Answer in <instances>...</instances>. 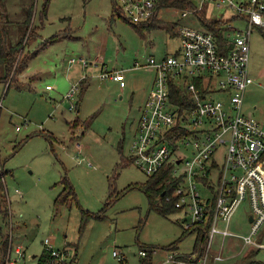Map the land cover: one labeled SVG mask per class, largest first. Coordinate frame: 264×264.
Masks as SVG:
<instances>
[{"label":"rangeland","instance_id":"rangeland-1","mask_svg":"<svg viewBox=\"0 0 264 264\" xmlns=\"http://www.w3.org/2000/svg\"><path fill=\"white\" fill-rule=\"evenodd\" d=\"M30 1L6 0L13 22L23 19L24 5ZM43 4L44 0L36 2L32 19L36 25L41 24ZM174 5L179 6L161 11L160 23L145 28L113 17L112 0H51L38 40L25 52L35 55L24 74L17 75L10 87L0 83V177L9 212L6 216L0 205L1 255L3 246L8 249L13 243L25 245L28 256H40L45 238L51 236L57 248L70 246L77 264H142L146 256L141 250L151 247H156L151 264H169L167 259L175 251L167 249L184 232L179 215L151 211L146 193L139 188L149 177L129 161L139 113L154 76L151 68H134L136 62L145 64L150 56L175 52L179 41L171 31L173 24H203L191 15L181 19L178 8L189 4ZM201 10L212 20L227 18L213 4ZM251 49L255 82L246 91L243 111L250 113L257 106L255 117L264 124V33L260 30L253 31ZM103 65L111 71L124 69L125 81L101 79ZM75 84L79 90L76 109L71 111L65 95ZM66 179L76 198L71 205L56 206ZM112 184L118 197L107 206ZM248 210L243 203L232 217L231 230L248 232ZM103 211L105 218L95 216ZM218 239L211 264H241L251 250L239 238ZM195 242V235H186L177 252L191 253ZM114 250L125 257L123 263L113 256ZM217 256L223 259L216 261ZM254 259L264 261V251Z\"/></svg>","mask_w":264,"mask_h":264},{"label":"built area","instance_id":"built-area-1","mask_svg":"<svg viewBox=\"0 0 264 264\" xmlns=\"http://www.w3.org/2000/svg\"><path fill=\"white\" fill-rule=\"evenodd\" d=\"M169 1L113 3L126 21L138 25L148 24L155 17L160 20L165 7L180 5ZM179 1L190 5L178 8L181 19L191 15L203 24L194 27L176 23L179 45L174 53L150 56L145 64L136 62L134 68H151L155 77L140 112L131 159L147 176L170 170L178 184L167 201L174 199L177 211L173 214L179 215L184 231L211 222L203 256L198 258L191 252L183 259L178 252H171L167 263L211 264V252L219 237L222 242L239 238L244 248L264 251V124L243 111L246 91L254 83L250 73L253 31L264 33V0ZM205 4H213L227 18L203 17L201 8ZM83 64L87 66L88 62ZM101 79L121 82L125 73L104 66ZM174 87L184 92L181 98L185 96L182 102L186 107L176 103ZM78 90L75 84L65 95L71 101V111L76 109ZM243 203L249 205V230L245 234L231 230L232 217ZM12 246L0 264H31L33 259L39 263L41 255L28 256L23 244ZM43 252L49 254L47 264H77L71 248H57L51 236L45 238ZM113 256L120 261L125 258L117 250Z\"/></svg>","mask_w":264,"mask_h":264},{"label":"trees","instance_id":"trees-1","mask_svg":"<svg viewBox=\"0 0 264 264\" xmlns=\"http://www.w3.org/2000/svg\"><path fill=\"white\" fill-rule=\"evenodd\" d=\"M36 2L37 0H31L28 4L24 5L26 15L24 16L22 21L19 22H13L10 19V13L6 5V0H0V83H8V87H10L13 83H16V76L24 74L25 69L28 67L30 59L35 55L33 54L32 57L30 55L25 54L27 48L30 46L31 43L37 41L41 29L44 27V23H42V19L47 16L48 11V5L51 2V0H44V4L42 6L41 10V16H40V23L39 25H36L32 19L34 18L35 12H36ZM172 4L178 3L179 0H170L169 1ZM185 5V4H180ZM112 6H113V17L122 19L126 21L123 17L122 11L115 6L112 0ZM185 8V7H184ZM114 19V18H113ZM158 18H154L151 22L148 24H131L136 27H145L150 28L152 26H155L156 24L160 23ZM217 23H221V21H216ZM15 24L17 30H15ZM14 25V26H13ZM177 25L171 26V31L175 35H177ZM16 34L18 41L13 40V36ZM12 38V39H11ZM55 38V37H54ZM52 38V42L55 41V39ZM175 93L174 97L175 101L178 105L186 107L183 105V100L181 98L182 92L181 89L178 87H174ZM184 94V92H183ZM188 106L190 107L191 104L188 103ZM182 107V108H183ZM181 108V109H182ZM74 122V121H73ZM75 122L78 123V120ZM76 123V125H77ZM72 124V123H71ZM132 164V159L130 161ZM130 163H124L121 166H127ZM149 181L146 184H142L139 186V188L146 193L148 199L151 211L156 210L158 213L164 216H169V214L175 213L176 207L174 206V199L172 201H167V198L172 195L173 191L175 190V187L177 186V182L175 181V178L171 175L170 170L168 171H161L159 173L153 174L152 176H148ZM64 188L62 192L59 194L58 199L55 202L56 206L59 205H71L73 200L76 198V194H74L73 189L71 187L70 182L66 179L63 182ZM135 188V187H133ZM4 190L2 185V177H0V205L2 208V212L8 216L9 212L6 209V196H4ZM116 191H113V184L111 185V199L106 204L107 206L111 204L113 198H117L118 195L115 193ZM215 206H212V209ZM97 218L103 219L105 218V211L95 215ZM84 221V220H83ZM85 226V225H83ZM211 228V222L208 223H202L201 225H197L195 228L191 230H185L182 234V239L178 242H174L170 244L167 250L175 251L179 249V243L184 240V237L188 234L195 235L196 242L193 248V253L198 254V258L203 256L205 254L207 245H208V232ZM8 246H3V251L5 252L4 255L7 253V250L10 249V247L7 249ZM14 247V246H12ZM65 247H69V245H65ZM156 247H151L149 249H143L141 251H144L146 254L143 256V263L142 264H151L152 263V253H154ZM77 251V248L75 249ZM2 253V252H1ZM0 253V261L2 260V257L4 255H1ZM179 254V258L186 259L188 254ZM260 254L259 250L251 249L246 257L243 258L241 264H264V261L254 259L257 255ZM142 255V254H141ZM150 256V257H149ZM39 263L38 264H47V261L49 259L48 253H42L39 257ZM125 258L123 259V261ZM123 261H121L123 263ZM77 263V261H76Z\"/></svg>","mask_w":264,"mask_h":264},{"label":"crops","instance_id":"crops-1","mask_svg":"<svg viewBox=\"0 0 264 264\" xmlns=\"http://www.w3.org/2000/svg\"><path fill=\"white\" fill-rule=\"evenodd\" d=\"M24 18V17H23ZM23 19L22 18H20L19 19V21H22ZM18 21V22H19ZM15 38H16V34L14 35V38H13V40L14 41H16L15 40ZM72 60V59H71ZM71 60H70V62H71ZM83 59H82V63H83ZM77 62V61H76ZM76 62H74V63H76ZM72 63V62H71ZM84 66V65H83ZM85 67H87V66H85ZM103 68H104V65L101 67V71H103ZM251 68V67H250ZM122 70H124V69H122ZM153 71V70H152ZM250 73H251V71H250ZM153 80L151 81V83H152V88H151V90H150V92L148 93V95H147V97H146V100H145V102H144V104H143V106L145 105V103L147 102V100H148V97L150 96V93L152 92V89H153V86H154V83H153V81H154V77H155V73H154V71H153ZM251 76H252V74H251ZM253 78V77H252ZM126 79V78H125ZM125 79H124V81H125ZM113 81V80H112ZM124 81H121V82H124ZM83 82V80L80 82V83H82ZM114 82H116V81H114ZM120 82V81H119ZM119 82H117V83H119ZM254 82H255V80H254ZM254 84V83H253ZM123 86H125V84H123ZM48 87V86H47ZM48 89V88H47ZM48 90H51V89H48ZM244 105H245V103H244ZM142 106V107H143ZM244 109V108H243ZM258 110V107L257 106H253L252 107V110L251 111H249L250 113H247V114H249V115H251V116H253V117H255V112ZM245 112V111H244ZM140 114V113H139ZM141 115V114H140ZM256 118V117H255ZM139 119H140V117H139ZM139 119H138V122H139ZM259 121V120H258ZM259 122H261V121H259ZM262 123V122H261ZM137 125H138V123H137ZM137 128V127H136Z\"/></svg>","mask_w":264,"mask_h":264}]
</instances>
